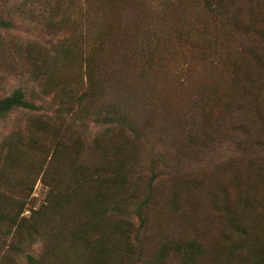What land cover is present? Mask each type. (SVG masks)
Masks as SVG:
<instances>
[{
  "label": "rangeland",
  "instance_id": "rangeland-1",
  "mask_svg": "<svg viewBox=\"0 0 264 264\" xmlns=\"http://www.w3.org/2000/svg\"><path fill=\"white\" fill-rule=\"evenodd\" d=\"M218 1L0 0V98L20 89L29 103L0 115V182L16 190L52 157L55 194L43 166L19 215L40 208L31 217L43 264H83L98 232L111 235L125 217L126 234L112 236L132 246L124 264H144L167 239L201 243L195 264H255L264 248V0ZM113 75L121 93L105 82ZM70 187L93 203L80 208ZM97 211L104 220L93 226ZM237 219L249 229L242 249ZM5 224L0 264L43 255L27 241L28 223L20 237Z\"/></svg>",
  "mask_w": 264,
  "mask_h": 264
},
{
  "label": "trees",
  "instance_id": "trees-1",
  "mask_svg": "<svg viewBox=\"0 0 264 264\" xmlns=\"http://www.w3.org/2000/svg\"><path fill=\"white\" fill-rule=\"evenodd\" d=\"M217 3H219L218 0H217ZM214 7L215 6H213V8ZM215 15L217 16V18H219V20L222 17V14H220V13L215 12L214 16ZM5 26H6V20L0 18V30H4ZM105 82L107 83L108 87L114 92L121 93V90L125 89V87H122L119 85V81L115 75L110 76L108 79H106ZM28 104H29L28 101H26L23 98V93L21 92V90L15 89L9 95H6V96L0 98V115H5L6 113H8L10 110H12L14 108L27 107ZM6 159H8V156L6 157ZM56 160H55V162H56ZM43 163H44V165H43ZM33 165L34 164L31 165V168L35 167ZM52 165H53L52 157H49V159L46 162L41 161L39 164L40 167L38 166L39 168H35L34 170L31 169L29 172L25 173L22 176L21 182L19 183V186L16 190H13L12 187L10 185H8L6 180H2L4 185H1V182H0V223H1L2 217H5L6 218V224H5L4 231H6V233H7L9 229H12V232L10 233V237H12L13 233L15 234L14 237H20L19 236L20 235V228L22 226V223L26 222V223H28V226L26 227V231H25L27 241H29V238H32V239H34L35 243L40 242L42 244L41 246L43 247V250H42L43 252L42 251H40V252L43 255L39 254L37 256V258L35 257V259L29 260V264H43V257H44V254L46 252V245L41 240L40 234L38 232V225L35 222V219L33 217H31L35 214H38L40 211V208L38 210H34V211L31 210L32 214L28 218H23V217H20L19 215L23 209L24 204L28 203V201H30V198H28V196L31 193V184L36 179V177L39 174L40 169L43 166H45V168L41 173V175H42L41 179L43 180V182L46 184V186L48 188L47 194L48 195H54L55 194L56 186L54 183V174L50 173V168L52 167ZM0 166H2V165H0ZM46 174L48 175V179L42 178ZM19 181H20V179L17 178V182H19ZM87 182H88V178L85 177L83 179L76 180L73 183L75 185L76 184L80 185L82 183H87ZM65 192L68 195H71V197H73V199H75V198L77 199L80 208H85L86 204H89L91 202L92 197L88 196L87 193H85V194L80 193L76 189V187H70ZM97 202H98V206H99L98 198H97ZM92 203L93 202H91L89 204V206ZM104 207H105V203L102 202L100 209H103ZM50 212L51 211H48L47 213H43V214L44 215L49 214ZM101 212L103 213L104 210H102ZM94 214H95V217L90 218V220H88V221L90 223H92L93 226L96 225V221H97V226H98V221L102 222V220H104V217L98 211H97V214H98L97 216H96V212H94ZM56 216H57V214L54 212V215L52 217L49 216L47 218H55ZM127 221H128V218L125 217L124 219H121L119 221L120 223H118V222L111 223L110 224L111 235H109L106 231L98 232L97 236H95L96 244H94L90 247H86V254L85 255H84V253L80 254L81 255L80 258L82 257L80 259V261L83 264H115L114 263L115 260H114L113 256L116 255V256L121 257V259L117 263L118 264H124L123 261L126 260L131 255H133L132 246L129 242H127L128 241L127 238H125L123 241L118 240V239H114V238L112 240V236L117 231L119 232L118 235L126 234V232H127L126 227L128 225ZM237 221L238 222H237L236 226H234V229L231 231H234L236 238H238L237 242L242 249L243 248V240L246 237V233L248 232L249 229L246 226H244V222H242L238 219H237ZM48 224H49V222H48ZM58 225H61L60 222H58ZM70 228H73V227H70ZM0 231H1V229H0ZM4 231L2 232V234L5 233ZM70 233H71L72 238H74V236H77V238H79L80 240H83L84 236L81 235V233H83V232L79 231L78 227L73 228L70 231ZM236 238H235V241H236ZM146 239H144V240L147 241ZM20 245H21V243H15L14 248L19 247ZM8 247H9V245H8ZM196 248L197 249L200 248L202 251V248H204V247L201 245V243H199L193 239L187 240L186 242H182V241L174 242V241L167 239V242H164V244H162L158 247V250H160L158 252V255L156 253V255L154 257L144 256V264H154L155 262L151 258L158 257V259L160 260V258L163 257L164 252L167 250H172V251H175V252L180 254L179 261L176 264H195L196 259H198L201 256L199 250L196 254L194 253ZM107 251H111V252L106 253ZM52 255H50L48 257V260H51L53 258ZM28 258L31 259L30 256H28ZM202 258H203V256H202ZM253 258H255V264H264V248L263 249L259 248L258 250L256 249V253L254 254ZM230 260H233V259H230ZM57 261L58 260H56L55 263ZM233 264H235V263H233Z\"/></svg>",
  "mask_w": 264,
  "mask_h": 264
}]
</instances>
